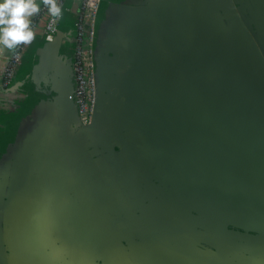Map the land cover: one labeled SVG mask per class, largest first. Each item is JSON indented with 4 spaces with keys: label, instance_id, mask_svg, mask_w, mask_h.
Listing matches in <instances>:
<instances>
[{
    "label": "crops",
    "instance_id": "1",
    "mask_svg": "<svg viewBox=\"0 0 264 264\" xmlns=\"http://www.w3.org/2000/svg\"><path fill=\"white\" fill-rule=\"evenodd\" d=\"M67 7L0 42V264H264V0H103L90 130Z\"/></svg>",
    "mask_w": 264,
    "mask_h": 264
},
{
    "label": "built area",
    "instance_id": "2",
    "mask_svg": "<svg viewBox=\"0 0 264 264\" xmlns=\"http://www.w3.org/2000/svg\"><path fill=\"white\" fill-rule=\"evenodd\" d=\"M68 0H55L60 7L59 15H53L45 0L36 3L39 11L35 12L29 21V28L33 31L34 39L38 34L35 31L37 24L43 25L42 35L51 37L59 28L63 11L67 10ZM103 0H80V11L75 18L73 45L71 47V72L73 78V100L76 107L80 127L88 128L94 121L95 110L99 97L98 78V21ZM37 18V21L35 20ZM41 24V23H40ZM29 42H20L5 58L4 85L14 86L19 78V72L24 61V53L28 50Z\"/></svg>",
    "mask_w": 264,
    "mask_h": 264
},
{
    "label": "clouds",
    "instance_id": "3",
    "mask_svg": "<svg viewBox=\"0 0 264 264\" xmlns=\"http://www.w3.org/2000/svg\"><path fill=\"white\" fill-rule=\"evenodd\" d=\"M50 12L59 15L61 9L55 0H45ZM39 11L33 0H0V42L14 47L20 42H30L33 31L29 28L27 17Z\"/></svg>",
    "mask_w": 264,
    "mask_h": 264
},
{
    "label": "water",
    "instance_id": "4",
    "mask_svg": "<svg viewBox=\"0 0 264 264\" xmlns=\"http://www.w3.org/2000/svg\"><path fill=\"white\" fill-rule=\"evenodd\" d=\"M99 46V44H98ZM100 51V47L98 49ZM99 56V54H98ZM98 68H99V65H98ZM71 71V63H69V66H68V70L67 72H70ZM99 71H98V78H99ZM73 80V79H72ZM68 81V84H67V87L66 89H64V98H65V102L68 104V105H72V103L74 102L73 98H72V93H73V81ZM101 98V93H100V82H99V97H98V101H97V106H96V110H95V115L97 113V109L99 107V103H100V99ZM75 104V103H74ZM73 104V105H74ZM75 111H76V107H75ZM95 115H94V121H95ZM76 116H77V113H76ZM78 119V118H77ZM94 121L92 123V125L88 128H86L87 130H90L92 127H93V124H94ZM78 124H79V120H78ZM80 125V124H79Z\"/></svg>",
    "mask_w": 264,
    "mask_h": 264
},
{
    "label": "trees",
    "instance_id": "5",
    "mask_svg": "<svg viewBox=\"0 0 264 264\" xmlns=\"http://www.w3.org/2000/svg\"><path fill=\"white\" fill-rule=\"evenodd\" d=\"M67 12L66 10L63 11V16H64V13ZM63 16H62V19H63ZM37 21V18L35 19ZM62 21V20H61Z\"/></svg>",
    "mask_w": 264,
    "mask_h": 264
},
{
    "label": "flooded vegetation",
    "instance_id": "6",
    "mask_svg": "<svg viewBox=\"0 0 264 264\" xmlns=\"http://www.w3.org/2000/svg\"><path fill=\"white\" fill-rule=\"evenodd\" d=\"M100 53V51L98 50V54ZM98 71H99V68H98ZM77 117V116H76ZM85 129V128H84Z\"/></svg>",
    "mask_w": 264,
    "mask_h": 264
}]
</instances>
